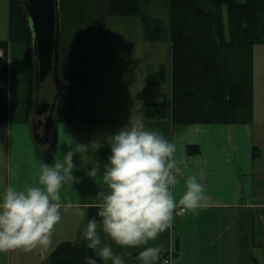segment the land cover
Masks as SVG:
<instances>
[{
    "label": "crops",
    "instance_id": "1",
    "mask_svg": "<svg viewBox=\"0 0 264 264\" xmlns=\"http://www.w3.org/2000/svg\"><path fill=\"white\" fill-rule=\"evenodd\" d=\"M19 73L15 77L10 65L9 117L0 122V196L10 184L18 189L37 186L42 163H52L69 150L76 152L73 171L82 182L74 184L73 189L60 190L61 220L53 231L52 243H79L84 239L88 208L98 205L96 193L106 189L103 165L111 155V135L129 121L139 120L146 130L159 131L175 144L174 159L182 171L177 174L179 182L171 188L174 199L183 196L189 176H195L206 190V206L174 214L171 229L148 242L146 246L162 249L160 258L149 264H165L167 259L168 264H264V13L260 16V41L254 49L255 106L250 124L177 126L170 117L150 121L145 111L97 117L95 123H87L84 118L79 123L75 120L56 126L53 122L57 149L47 160V140L41 142L35 136V126H44L47 114H38L37 108L30 111L31 67L24 65ZM121 98L117 97V102ZM189 145L199 146L200 152L189 155ZM93 166L98 172L90 178L85 173ZM98 231L100 247L110 246L123 264H144L138 256L145 245L119 246ZM95 252L99 256V248ZM103 262L112 264L111 260Z\"/></svg>",
    "mask_w": 264,
    "mask_h": 264
},
{
    "label": "trees",
    "instance_id": "2",
    "mask_svg": "<svg viewBox=\"0 0 264 264\" xmlns=\"http://www.w3.org/2000/svg\"><path fill=\"white\" fill-rule=\"evenodd\" d=\"M79 1L78 7L74 0H60V74L65 82L78 90L82 86L86 95L85 52L87 34L92 29L89 22L93 21L97 11L99 13V3L103 0ZM9 6V40H0V51L3 52L0 55V122L9 117V48L13 43H24L30 49L31 112L36 97V61L29 16L23 0H9ZM140 13L139 0H105L98 22L102 25L103 35L98 41L106 40L108 16H139ZM262 13L264 0H171L170 26L161 19L143 17L145 39L150 42L170 39L172 54L170 96L163 102L146 106V118L155 122L166 121L170 117L177 126L252 123L255 106L254 49L260 41ZM156 77L166 80L165 66ZM79 92L60 94L54 126L74 123L79 100L82 99L84 105L83 98L84 101L86 98L82 91ZM87 106L83 120L98 122L91 115L90 105ZM47 143V160H50L57 149L55 137ZM199 152L197 145L187 148L189 155ZM97 212V206L88 208L87 224L92 218L99 222ZM86 256L97 259V264H104L95 251L86 248L84 239L79 243H60L51 255L50 264H85Z\"/></svg>",
    "mask_w": 264,
    "mask_h": 264
},
{
    "label": "clouds",
    "instance_id": "3",
    "mask_svg": "<svg viewBox=\"0 0 264 264\" xmlns=\"http://www.w3.org/2000/svg\"><path fill=\"white\" fill-rule=\"evenodd\" d=\"M109 146L111 155L103 165L106 189L96 193L100 220L90 219L83 236L86 248H99L101 260L123 264L110 246L100 247L98 229L119 246H146L171 229L174 214L206 206V190L195 176H189L183 196L174 199L171 188L179 182L177 174L182 171L174 159L175 144L159 131L146 130L139 120L129 121L112 134ZM76 154L69 150L52 163H42L37 186L18 189L10 184L4 190L0 196V252H31L38 246L51 245L53 229L61 220L60 190L73 189L74 184L82 182L73 171ZM97 172L93 166L85 174L94 178ZM161 253L160 247L146 246L138 258L149 264ZM85 264H97V259L86 256Z\"/></svg>",
    "mask_w": 264,
    "mask_h": 264
},
{
    "label": "rangeland",
    "instance_id": "4",
    "mask_svg": "<svg viewBox=\"0 0 264 264\" xmlns=\"http://www.w3.org/2000/svg\"><path fill=\"white\" fill-rule=\"evenodd\" d=\"M139 1L141 7L139 16L110 15L106 18L105 42L98 41L103 35L102 25L98 22L101 8L104 9L105 6V0L99 3V13L97 11L93 21L89 22L92 23V29L87 34L89 36L85 52L86 95L82 86L79 90L86 98L85 101L83 98L84 105L81 103L82 99L79 100L77 123L86 115L85 108L88 107V102H91L89 107L94 108L92 117L106 118L117 114H143L146 106L163 102L170 96L171 41L170 39L158 42L147 41L142 18H158L164 21L166 26H170L171 0ZM74 3L78 6V3L80 5L81 2L78 0L77 3L74 0ZM23 4L25 6L24 0ZM72 17L74 18V16ZM8 23L9 0H0V40L2 41L9 40ZM74 23L76 24V19ZM36 59L35 56V61ZM9 60L13 73L17 77L22 66L31 67L30 49L24 43L11 44ZM78 62L82 63L81 60ZM162 66H165V81L156 77ZM119 96L122 98L117 102L116 98ZM93 102H95V107ZM36 103L35 97L34 111L36 110ZM48 104L50 106L51 103L48 102ZM50 137L51 143L54 137L52 131ZM57 243H51V247L48 248L36 247L31 252L17 249V251H11V256L8 252H0V264H50L51 255L57 248Z\"/></svg>",
    "mask_w": 264,
    "mask_h": 264
},
{
    "label": "water",
    "instance_id": "5",
    "mask_svg": "<svg viewBox=\"0 0 264 264\" xmlns=\"http://www.w3.org/2000/svg\"><path fill=\"white\" fill-rule=\"evenodd\" d=\"M29 16L34 41V50L37 65L36 74V100L37 113L47 114L46 124L35 126V136L38 141L45 142L41 131L51 123L55 103L52 102L60 95L62 78L60 68V0H24ZM66 90L79 93V90L71 85L63 86ZM56 90L59 92L54 96ZM42 98V101H40ZM48 99V100H47ZM51 99V101H50ZM51 109V110H50Z\"/></svg>",
    "mask_w": 264,
    "mask_h": 264
},
{
    "label": "flooded vegetation",
    "instance_id": "6",
    "mask_svg": "<svg viewBox=\"0 0 264 264\" xmlns=\"http://www.w3.org/2000/svg\"><path fill=\"white\" fill-rule=\"evenodd\" d=\"M60 34H61V28H60ZM60 62H61V51H60ZM59 74H60V68H59ZM60 76H61V74H60ZM62 78V77H61ZM65 84H68L67 82H65L63 79H62V82H61V84H60V87H61V91H60V93L59 94H61L62 92H65V91H68V92H73V91H69V90H66L65 88H63V86L65 85ZM59 92V90H56V94ZM77 94V93H76ZM60 96V95H59ZM59 96H58V98H59ZM58 98L55 100V98L53 99V101L51 102V106H52V104L53 103H55V107H54V110H53V117H52V119L54 118V116H55V113H56V109H57V103H58ZM50 106V107H51ZM51 110V109H50ZM52 119H51V123L48 125V127L46 128H44L43 129V136H42V138L43 139H47V142L50 140V132L53 130L52 129V126H53V121H52Z\"/></svg>",
    "mask_w": 264,
    "mask_h": 264
},
{
    "label": "built area",
    "instance_id": "7",
    "mask_svg": "<svg viewBox=\"0 0 264 264\" xmlns=\"http://www.w3.org/2000/svg\"><path fill=\"white\" fill-rule=\"evenodd\" d=\"M3 54V52L2 51H0V55H2ZM177 211H179V210H177ZM182 214V213H181ZM167 261V264L170 262V260L169 259H167L166 260Z\"/></svg>",
    "mask_w": 264,
    "mask_h": 264
}]
</instances>
